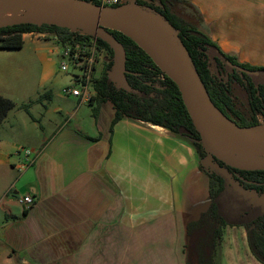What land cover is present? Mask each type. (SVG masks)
I'll use <instances>...</instances> for the list:
<instances>
[{
  "label": "crops",
  "instance_id": "crops-1",
  "mask_svg": "<svg viewBox=\"0 0 264 264\" xmlns=\"http://www.w3.org/2000/svg\"><path fill=\"white\" fill-rule=\"evenodd\" d=\"M182 1L225 53L264 66V0ZM46 50L41 93L0 72L15 102L0 125V264H186L187 226L210 205L193 140L62 96L69 76Z\"/></svg>",
  "mask_w": 264,
  "mask_h": 264
},
{
  "label": "trees",
  "instance_id": "trees-1",
  "mask_svg": "<svg viewBox=\"0 0 264 264\" xmlns=\"http://www.w3.org/2000/svg\"><path fill=\"white\" fill-rule=\"evenodd\" d=\"M174 2L183 1L135 0L137 6L153 10L152 16L171 26L211 101L228 119L240 127L264 122V66L240 63L225 53L210 36L186 24L174 13L171 10ZM47 32L62 38L70 34L69 27L50 23L3 26L0 27V49H21L24 46V34ZM110 32L125 48L126 76L131 89L119 88L105 72L96 82L95 100L113 103L116 108L115 121L127 116L192 139L198 155L205 157L201 136L194 127L178 86L131 38L119 31ZM98 41L113 57L109 44L100 38ZM230 63L256 73L242 72ZM112 66L113 62L107 68L112 70ZM233 81L242 84L247 93L250 119L242 117L235 120L227 111L239 115L228 95ZM14 107L12 99L0 95V125ZM217 163L227 174L218 170L208 174L210 205L187 226L186 264H214L215 249L227 226L245 228L251 254L259 263L264 264V206L252 202L235 185L237 183L243 190H253L264 197V167L241 168L219 159Z\"/></svg>",
  "mask_w": 264,
  "mask_h": 264
},
{
  "label": "water",
  "instance_id": "water-1",
  "mask_svg": "<svg viewBox=\"0 0 264 264\" xmlns=\"http://www.w3.org/2000/svg\"><path fill=\"white\" fill-rule=\"evenodd\" d=\"M7 1L24 8H26L27 5L31 3L46 7H54L60 10L70 11L82 15L83 18L87 21L86 25H76L74 23H68L62 26H66L69 28H84L85 32L93 34L109 44L114 53L113 66L112 70H110L109 72V76L113 79L114 83L119 88H123L125 90L131 89L126 76V51L124 46L116 39V37L110 32V30L119 31L127 37L131 38L140 48H142L146 52V54H148V56L153 60V62L178 86L183 102L192 119L194 127L200 134L201 140L205 143L204 147L207 151H229V149L235 146L236 144L259 139L264 136V123L250 127H240L235 125L229 119L235 125V128H215L209 123L206 116L203 101L189 79V72L193 71L195 74L196 72L193 69L192 64L187 55L185 54L184 50L181 48L174 34V30L168 24L163 23L154 16H152L151 13H148L146 11L138 12L141 10H139V6L135 4V0L131 4H126L119 7L101 6L88 0ZM128 12L141 13L142 16L147 20L162 26L174 39L181 54V61L178 62L177 60L162 54L155 47L149 37L131 22L127 15ZM230 65L245 73H256L245 69L239 65H234L231 63Z\"/></svg>",
  "mask_w": 264,
  "mask_h": 264
},
{
  "label": "rangeland",
  "instance_id": "rangeland-1",
  "mask_svg": "<svg viewBox=\"0 0 264 264\" xmlns=\"http://www.w3.org/2000/svg\"><path fill=\"white\" fill-rule=\"evenodd\" d=\"M139 10L146 11L151 14L154 12L151 9L142 7H139ZM171 10L181 17L186 24L194 26L200 29V31L206 30V28L200 23L201 19L198 13L193 10L190 5L185 4L184 2H174L171 4ZM160 21L166 23L163 20ZM74 29L85 32L84 28L77 27ZM54 35L55 34L48 32L42 34H24L23 37H25L26 40L23 48L0 49V72L4 73V76H6V80H4V82L13 85L14 83L18 84V82L23 79L26 80L24 85H27L30 90H35L39 93L49 87V84H43L44 86H41L43 81L41 76L42 65L40 55L45 53V47L48 52V49L52 46L55 48L59 46V43L56 41ZM109 55L111 62H113L114 58L110 53ZM56 59L58 60L57 57ZM57 69L61 72L59 70V66ZM24 70L27 72V75L23 73ZM67 83H70L69 78ZM228 95L232 100L234 109L239 112V115H237L227 110L230 114H232L235 120H240L242 117L250 119L251 111L249 101L243 85L237 81H233L231 83V89L228 91ZM262 123L264 122H261L260 124ZM202 144L203 146L205 145L203 141ZM204 149L206 151V160H203L202 157H199V160L201 161V165L205 171H207L210 175L216 170L227 174L226 170L219 166L217 159L243 168L264 167V156L250 155L244 152L238 153L234 151H207L205 147ZM235 185L245 195L251 198L252 202L264 206L263 196L258 195L253 190H243L237 183H235ZM225 229L226 231L223 232V236L219 240L214 252V264H261L256 259H253L249 253L246 230L244 227L227 226L224 230Z\"/></svg>",
  "mask_w": 264,
  "mask_h": 264
},
{
  "label": "bare ground",
  "instance_id": "bare-ground-1",
  "mask_svg": "<svg viewBox=\"0 0 264 264\" xmlns=\"http://www.w3.org/2000/svg\"><path fill=\"white\" fill-rule=\"evenodd\" d=\"M138 12H128L127 15L131 22L149 37L162 54L180 62L181 54L172 36L162 26L147 20ZM19 23H50L57 25L74 23L76 25H86L87 21L78 13L54 7L30 3L24 8L7 0H0V27ZM189 79L203 101L209 123L215 128H235V125L213 105L202 82L193 71L189 72ZM229 151L264 156V136L236 144Z\"/></svg>",
  "mask_w": 264,
  "mask_h": 264
},
{
  "label": "built area",
  "instance_id": "built-area-1",
  "mask_svg": "<svg viewBox=\"0 0 264 264\" xmlns=\"http://www.w3.org/2000/svg\"><path fill=\"white\" fill-rule=\"evenodd\" d=\"M90 2L106 7H119L131 4L134 0H88ZM67 38L55 34L59 46L55 48L58 58L59 70L70 78V83L63 86L60 94L64 97H74L81 103L90 104L97 96L95 88L97 80L110 70L107 68L111 63L109 51L100 45L98 37L88 32L69 28ZM54 42V40H53ZM23 153L27 164L34 162L33 152L21 148L15 154ZM25 207L34 204L33 196H24L18 199Z\"/></svg>",
  "mask_w": 264,
  "mask_h": 264
}]
</instances>
